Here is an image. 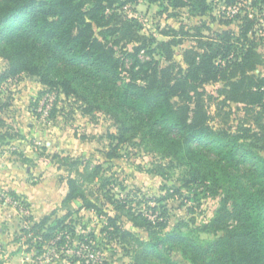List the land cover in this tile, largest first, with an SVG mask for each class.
I'll return each mask as SVG.
<instances>
[{"label":"trees","instance_id":"1","mask_svg":"<svg viewBox=\"0 0 264 264\" xmlns=\"http://www.w3.org/2000/svg\"><path fill=\"white\" fill-rule=\"evenodd\" d=\"M143 1L186 5L184 0ZM117 2L0 0V58L7 62L0 83L21 74L35 77L50 90L58 89L81 101L85 110L108 115L117 126L116 146L138 140L184 167L188 182L208 183L213 194L224 196L207 228L215 237L204 241L180 225L162 233L165 223L161 217L166 216V209L155 205L145 212L136 211L129 205L128 195L114 198L109 178H98L100 164L81 171L78 161H68L74 174L68 179L65 202L79 198L82 207L91 210L101 199L113 205L116 214L107 218L109 227L105 229L113 237L121 234V241L134 235L122 230L120 215L135 227L145 228L147 241L134 238V264H178L172 258L174 253L190 264H264V157L248 130L231 133L210 126V115L198 91L204 83L223 80L225 100L264 108V77L252 73L260 60L257 48L264 45V35L257 37L254 27L258 23L244 17L238 34L216 33L201 42L202 52L187 57L185 73L173 77L169 69L160 70L139 58L146 45L118 56L115 43L107 39L110 35L95 31L118 18L105 14ZM203 3H198L200 11L205 9ZM258 3L259 10H264V0ZM177 43L162 41L158 46L170 52ZM106 157H113V151ZM96 178L98 187L87 190L84 184L94 183ZM158 208L161 210L156 214ZM64 221L59 219L39 233L47 222L44 218L34 224L33 233L59 247L65 238L60 233L65 229Z\"/></svg>","mask_w":264,"mask_h":264},{"label":"rangeland","instance_id":"2","mask_svg":"<svg viewBox=\"0 0 264 264\" xmlns=\"http://www.w3.org/2000/svg\"><path fill=\"white\" fill-rule=\"evenodd\" d=\"M124 1L105 10L106 16L116 14L118 18L95 31L110 35L107 39L115 43L118 56L146 45L139 58L160 70L169 69L173 77L185 73L187 57L202 52L201 42L216 33L238 34L244 17L258 23L254 26L257 37L264 35V10H259V0H184L186 5L177 7L168 1ZM198 3L204 4L203 11ZM162 41L178 43L168 52L158 46ZM257 51L260 60L252 73L264 77V45ZM6 69V60L0 58V76ZM225 83L207 82L198 89L210 115L208 124L231 133L248 130L264 157V108L225 100L221 92ZM117 133L108 115L85 110L81 101L58 89L50 90L35 77L21 74L0 83V264H134V238L147 241L148 232L122 214V230L134 238L121 241V234L113 237L105 229L107 218L116 214L113 205L101 198L95 210L84 209L79 198L66 203L68 179L74 174L68 161H78L81 171L100 164L98 178L108 177L114 198L128 195L129 205L136 211L164 207L162 233L180 225L204 241L214 239L207 228L224 196L213 194L208 183L188 182L184 167L138 140L116 146ZM111 150L113 157L107 158ZM98 178L84 184L87 190L98 187ZM231 206L228 201L227 208ZM44 218L47 222L39 233L55 221L65 220L60 232L65 235L64 243L59 247L33 233L34 224ZM228 222L232 224V219ZM172 258L178 264H190L179 253Z\"/></svg>","mask_w":264,"mask_h":264},{"label":"crops","instance_id":"3","mask_svg":"<svg viewBox=\"0 0 264 264\" xmlns=\"http://www.w3.org/2000/svg\"><path fill=\"white\" fill-rule=\"evenodd\" d=\"M30 125H31V123H30ZM8 218H9V221H10V219H11V216H9ZM8 226H10V225H8ZM9 230H10V229H9V227H8V231H9Z\"/></svg>","mask_w":264,"mask_h":264}]
</instances>
